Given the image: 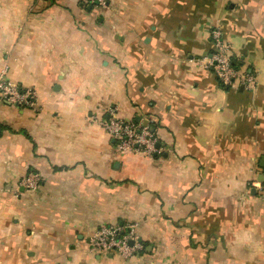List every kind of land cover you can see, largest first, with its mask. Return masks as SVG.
<instances>
[{
  "label": "crops",
  "instance_id": "crops-1",
  "mask_svg": "<svg viewBox=\"0 0 264 264\" xmlns=\"http://www.w3.org/2000/svg\"><path fill=\"white\" fill-rule=\"evenodd\" d=\"M216 28L253 85L205 68ZM0 78L34 103L0 97V264H264V0H0ZM113 107L162 154H119ZM116 224L145 250L89 252Z\"/></svg>",
  "mask_w": 264,
  "mask_h": 264
},
{
  "label": "built area",
  "instance_id": "built-area-1",
  "mask_svg": "<svg viewBox=\"0 0 264 264\" xmlns=\"http://www.w3.org/2000/svg\"><path fill=\"white\" fill-rule=\"evenodd\" d=\"M86 4L103 6L106 0H80ZM211 55L205 64L215 76L222 88H233L238 83L253 85L254 77L237 69L232 60L230 47L222 38L219 29L210 32ZM0 97L11 105L33 106V94L30 91H20L16 86L0 78ZM103 130L114 140L116 151L121 154H139L152 158L162 154L155 136L152 118L125 120L116 116V108H110L108 117L98 121ZM41 183L40 176L30 172L21 180L20 185L28 190H36ZM262 187L260 186V189ZM89 252L99 255L116 254L124 259L130 258L143 250V245L134 235L132 226L116 224L96 228L88 239Z\"/></svg>",
  "mask_w": 264,
  "mask_h": 264
},
{
  "label": "trees",
  "instance_id": "trees-1",
  "mask_svg": "<svg viewBox=\"0 0 264 264\" xmlns=\"http://www.w3.org/2000/svg\"><path fill=\"white\" fill-rule=\"evenodd\" d=\"M18 88V87H17ZM20 91H24L23 89H20V88H18ZM142 245H143V250L142 251H144L145 250V247H146V244L145 243H141Z\"/></svg>",
  "mask_w": 264,
  "mask_h": 264
},
{
  "label": "water",
  "instance_id": "water-1",
  "mask_svg": "<svg viewBox=\"0 0 264 264\" xmlns=\"http://www.w3.org/2000/svg\"><path fill=\"white\" fill-rule=\"evenodd\" d=\"M138 121H139V119L136 120V122H138Z\"/></svg>",
  "mask_w": 264,
  "mask_h": 264
}]
</instances>
